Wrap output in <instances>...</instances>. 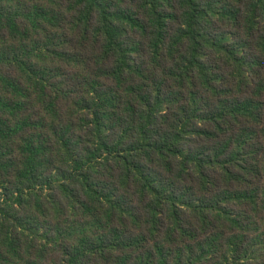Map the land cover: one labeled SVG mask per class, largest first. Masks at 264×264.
Instances as JSON below:
<instances>
[{"label":"trees","instance_id":"trees-1","mask_svg":"<svg viewBox=\"0 0 264 264\" xmlns=\"http://www.w3.org/2000/svg\"><path fill=\"white\" fill-rule=\"evenodd\" d=\"M0 264H264V0H0Z\"/></svg>","mask_w":264,"mask_h":264}]
</instances>
